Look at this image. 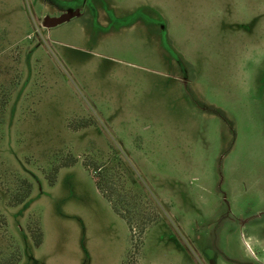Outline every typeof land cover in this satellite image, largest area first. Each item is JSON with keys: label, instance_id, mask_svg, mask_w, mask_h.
<instances>
[{"label": "rangeland", "instance_id": "obj_1", "mask_svg": "<svg viewBox=\"0 0 264 264\" xmlns=\"http://www.w3.org/2000/svg\"><path fill=\"white\" fill-rule=\"evenodd\" d=\"M15 254L264 264V0H0V261Z\"/></svg>", "mask_w": 264, "mask_h": 264}, {"label": "trees", "instance_id": "obj_2", "mask_svg": "<svg viewBox=\"0 0 264 264\" xmlns=\"http://www.w3.org/2000/svg\"><path fill=\"white\" fill-rule=\"evenodd\" d=\"M22 183L25 184V189L23 191L22 194H16V199L14 201L13 204H19V203H22L25 199L28 198L29 196V192H30V188H31V184L28 183L27 181H24L22 180ZM129 228H131L130 226V221L128 220L127 222ZM34 234V233H33ZM32 234V239L34 240V244L35 245H38L40 243V240H41V234H40V231H38L37 234L33 235ZM19 254H15V255H12L10 259L4 261H0V264H16L19 260Z\"/></svg>", "mask_w": 264, "mask_h": 264}, {"label": "water", "instance_id": "obj_3", "mask_svg": "<svg viewBox=\"0 0 264 264\" xmlns=\"http://www.w3.org/2000/svg\"><path fill=\"white\" fill-rule=\"evenodd\" d=\"M72 14L71 13H66V14H63L57 18H51L47 21H45V25L44 26H47V27H50V26H54L56 24H59L63 21H65L66 19H68Z\"/></svg>", "mask_w": 264, "mask_h": 264}, {"label": "crops", "instance_id": "obj_4", "mask_svg": "<svg viewBox=\"0 0 264 264\" xmlns=\"http://www.w3.org/2000/svg\"><path fill=\"white\" fill-rule=\"evenodd\" d=\"M63 14H65V13H63ZM63 14H62V15H63Z\"/></svg>", "mask_w": 264, "mask_h": 264}]
</instances>
